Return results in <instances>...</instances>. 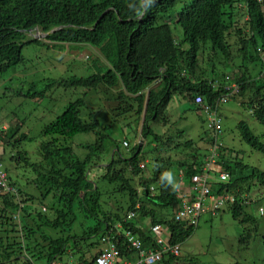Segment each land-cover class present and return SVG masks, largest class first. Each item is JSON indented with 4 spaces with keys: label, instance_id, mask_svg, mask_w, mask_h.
I'll return each mask as SVG.
<instances>
[{
    "label": "trees",
    "instance_id": "1",
    "mask_svg": "<svg viewBox=\"0 0 264 264\" xmlns=\"http://www.w3.org/2000/svg\"><path fill=\"white\" fill-rule=\"evenodd\" d=\"M243 2L248 5L246 11L238 7ZM258 11L250 0H0V85L8 78L13 83L18 75L27 77L46 69L48 62L54 67L60 61L64 64L58 53L67 49L70 55L76 54L69 50L80 52L83 45L96 51H91L90 63L71 66L70 75L60 80L35 75L28 84L16 77L22 83L15 89L25 99L22 108L29 105L30 111L33 102H40L49 106L48 111L63 112L44 125L40 136L25 134L27 118L15 113L8 131L0 135L10 147L8 162L27 174L26 184L34 190L19 183L17 194L0 199V264H43L68 250L74 257H84L100 240L115 234L117 224L149 241L140 230L146 231L147 218L152 225L159 223L170 230L172 244L185 243L198 228L172 218L177 199L174 186L167 181V169L176 161L163 156L168 144L154 125L169 121L170 114L162 112L169 111L174 94L186 99L177 112L181 119L187 110L200 111L194 105L197 95L210 104L214 83L227 76L243 83L244 105L255 109L252 121L261 130L252 127L247 140L249 125L239 124L248 151L232 150L223 163L231 179L213 185L211 191L213 195L235 194L236 202L229 206L232 217L241 224L251 222L255 230L251 212L256 213V206L249 207L241 197L254 196L258 185L262 190L255 194L261 202L264 199V171L247 162L256 152L264 159L260 137L264 139V20ZM35 28L46 36L36 38ZM28 46L37 48L32 58L47 55L44 66L28 67L24 54ZM158 76L160 86L150 92L146 109L141 136L147 145L144 150L136 140L146 97L129 94L135 95ZM54 86L71 91L76 99L51 106ZM118 124L128 126L133 144L127 135L126 147L123 140L115 139ZM79 134H93L95 141L75 147L72 141ZM185 146L198 159L210 145ZM142 160H148L144 168ZM5 162L4 156L2 168L9 173ZM177 163V171L189 166L188 161ZM191 167L185 171L188 176L194 174ZM151 188L157 191L155 196ZM129 212L135 213L133 220H128ZM93 237L100 240L91 242ZM20 255L25 259H19ZM185 263L205 264L192 255ZM161 264H181V259L168 253ZM213 264L222 263L215 260Z\"/></svg>",
    "mask_w": 264,
    "mask_h": 264
},
{
    "label": "clouds",
    "instance_id": "2",
    "mask_svg": "<svg viewBox=\"0 0 264 264\" xmlns=\"http://www.w3.org/2000/svg\"><path fill=\"white\" fill-rule=\"evenodd\" d=\"M248 1V0H245ZM254 4H256V9H258V13L262 16L264 20V0H250ZM151 2V0H150ZM241 5H238L239 8L246 11V8L248 9V5L246 2L240 3ZM144 7V5H143ZM145 12V11H144ZM144 12L140 14V18L143 16ZM32 33L35 35L36 38H44L46 34H42L40 32L39 28H35ZM84 49L83 51H80L79 53L83 56L85 60H82L83 64H86V62H89L93 60L91 57L92 55H88L87 53V47L86 45H83ZM91 48V47H90ZM91 51L95 52L94 49L91 48ZM90 57V58H89ZM76 59V58H74ZM69 61V60H68ZM66 62L67 64H70L71 62ZM65 63V62H64ZM74 65H72V68ZM54 68V67H52ZM160 76V75H159ZM157 77L155 80L151 81L145 88H142L140 91L134 94H129L132 97H138L141 95H145V106L144 111L138 121V135H137V143L140 144L141 147L145 146L143 149L145 150L147 145L146 141L142 136L143 134V127L146 125V109L147 104L149 102L150 92L152 90H155L160 86L161 83V77ZM10 79V78H8ZM7 80V79H6ZM5 80V81H6ZM250 82V79L248 77L247 82ZM123 82L121 81L122 85ZM241 85L243 83H237L236 81L232 80L227 76L226 79H223L221 81H216L214 83L213 88V99L212 102L209 104L207 103L206 99L202 95H197L194 101V105H198L200 107V111L197 113H194L196 117L200 119V126L201 131L198 134L197 137H192L190 133H188V139L182 140L183 137L180 138L179 134L177 137L174 136V134L171 132V129H168L166 124L161 123L158 127H155V131L158 136H160L162 139H164L168 146L165 143V147L162 149V154L165 158H168V156L171 158V160L176 161L172 164L179 165L177 162L180 160V162L188 161L189 166L180 168L182 170L177 171V182L174 184L172 183V175H171V169L168 170L167 174V181H169L175 188V198L177 199V203L172 210V218L181 224H184L187 227H195L199 228V225L201 223V219L204 215H212L216 216L221 210H223L226 207H229L231 204L236 202V196L235 194L225 191L222 194L219 195H213L211 191V187L218 183H225L228 182L231 179V174L224 170L223 163L225 158H227L231 153L232 149L230 147V144L236 141V138L238 137L239 140H244L242 137V132L239 130L236 137L231 138V140L223 139V134L225 133L224 128V122L225 117H223L220 114V108L223 105H226L230 103L233 100L239 99L241 101V110H244L247 112V116L252 119L253 114L255 112L254 108H250L248 106H245L247 101L246 95H241L242 88ZM126 87H124L125 90ZM88 91V90H87ZM176 100H173L172 108L174 109L175 106L178 108H181L182 103H186V99H183L181 96H178V94H174V97ZM171 102V103H172ZM203 108V114H201V109ZM192 112V110H190ZM166 113V112H162ZM173 114L177 115V112ZM193 113V112H192ZM169 122V121H168ZM246 122L248 125L249 123L247 121H241ZM239 123V124H240ZM237 125V128L239 126ZM153 126V123H152ZM10 125H3L0 126V135L4 134L8 131ZM128 127V126H127ZM125 124H118L114 128V137L117 132L120 130L124 133L128 130ZM205 127L207 129H205ZM253 126L249 125V131L247 130L246 139L249 140L251 137V131H253ZM157 128V129H156ZM166 130V131H164ZM254 132V131H253ZM29 134V132L27 133ZM202 137L208 139L210 143L204 144L202 141ZM241 137V138H240ZM255 137V135H254ZM178 141L179 144L176 142ZM7 139L0 138V150L3 151V154L0 153V163L3 165L2 160L3 157L6 155V153L10 150V147L7 144ZM130 142L127 139H123V146L126 147ZM195 144L197 145H204L209 146L208 152L201 155L200 158L195 159L191 156V151L186 148L185 145L187 144ZM153 147L157 146V143L152 144ZM175 147V148H174ZM253 148V147H252ZM9 149V150H8ZM205 155V156H204ZM148 164V160H142L141 161V168H144ZM192 166V167H191ZM191 167L194 174L189 175L187 174V171ZM5 171V170H4ZM7 174V185L9 190L5 191L0 195V199L2 197L4 198L8 194H17L19 189V183L17 181H13L9 173L5 171ZM197 177L199 179L198 182H195L194 178ZM204 184L206 183L210 189V199L213 200L214 203H219L220 201H224L223 206H221L218 209H210L212 208V205H210L206 200L204 202V205H202V210L199 212V214L196 216V223H192L188 219H177V216L179 212L183 209L182 205L184 204L183 201L186 199L188 200L190 204L193 205L195 202V198L198 195V190L196 187L198 184ZM155 188V187H154ZM141 191L143 190L140 189ZM139 190V193L141 191ZM151 190L154 192V196L157 194V191L155 189L151 188ZM186 196V197H185ZM245 204H247L249 207H253V204L256 206V212H259L261 216H264V205H262V202L260 199L258 200L257 196H249L248 194H245L241 197ZM257 200V201H255ZM139 206H141V202H138ZM191 205V206H192ZM137 206V207H139ZM204 208V210H203ZM46 210V208H43ZM160 209V207H158ZM135 217V213L129 212L127 218L128 220H133ZM20 226L21 224L18 223ZM144 224H146L148 227L146 228V231H144V228L141 227L140 224V230H142L146 235H148L151 239L149 241H145L139 233H136L132 230L124 229L122 224H117L115 234L111 236L105 237L103 240L94 239V237L91 239V242H97L100 240V244H97L92 248V251L86 255L74 257L72 256V252L68 250V252H60L53 255L48 261H43V264H93L97 258H99L102 254L105 252H110L112 247H115L119 254L114 259L113 264H139L146 263L147 258L151 257L152 255H159V259L156 260L152 264H161L164 260L165 256L170 253L171 255L180 258L181 256V244H172V233L170 230L162 224H154L152 225L151 220L149 218L144 220ZM154 226H160L163 229V237L165 242L159 244L157 242V237L153 233L152 228ZM54 235V234H53ZM190 238V237H189ZM188 238V239H189ZM186 239V240H188ZM121 245V247L119 246ZM123 248V249H121ZM177 250V252H176ZM19 259H25V257L22 255L19 256Z\"/></svg>",
    "mask_w": 264,
    "mask_h": 264
},
{
    "label": "rangeland",
    "instance_id": "3",
    "mask_svg": "<svg viewBox=\"0 0 264 264\" xmlns=\"http://www.w3.org/2000/svg\"><path fill=\"white\" fill-rule=\"evenodd\" d=\"M36 49L37 48L34 46H28L24 49V54L26 55L27 60L26 64H28V67H34V69L37 65L44 66L46 61L49 59L45 53L36 54L37 58H32L31 56L36 52ZM80 51H83V49ZM69 52L76 55L68 54V49L62 53H58L59 56H62V59L65 62L64 64L60 61V63L54 67V65L48 62L46 69L42 68L39 71L37 70L35 74H29V76L25 74L27 77H21L19 75L16 77L23 78L22 80L27 81L28 84L35 79V75L40 78L45 77L43 79L50 78L55 80H60L63 77H67V74L70 75L69 71L72 65H82V60L86 59L85 57V59L83 58L76 48L69 50ZM87 53L88 55H92L91 51L89 50H87ZM67 61L71 62L68 66L66 65ZM16 77L13 78V83L10 82V79H7L0 85V126L9 125L11 118L15 113H17L21 117L27 118L25 121L24 133L27 134L29 132V134L32 136H40L44 125L48 122L54 121L57 115H60L63 110L61 109L57 113H54L52 110L48 111L49 106H44L45 103L43 104L40 102H33L30 111L28 110L29 105L25 107L23 106L22 108L21 105L25 99L18 97V92L15 90L17 87H21L22 83H20ZM56 86H54V88L57 90L50 100L51 106H64L76 99V95L71 91H65L64 89ZM11 88L14 90L12 91ZM83 91L87 92V90ZM174 100H176V98H174ZM173 102L170 105L169 111L166 112V114H170H167L169 116V122H165L167 125L166 127L171 129V132L175 137H177V135L183 131L184 136L182 140L188 139V133H190L192 137H197L201 131L200 119L189 110L185 112L183 118L180 119L179 115H175L174 118L172 112H179V107L177 108L175 106L173 109ZM240 103L241 101L237 99L226 105H223L220 108V114L225 117V133L223 134V139L231 140L232 136L236 137L237 133L239 132L237 125L241 121H247L250 126L261 130L256 121H252V119L247 116V112L241 110ZM184 105L185 103H182L181 108L184 107ZM205 129L207 128L205 127ZM125 135L128 136L129 141L131 144H133L134 136L131 131L128 130L125 133L121 130L117 132L115 139L117 141H122L125 139ZM260 137L261 140L264 141L261 134ZM94 141L95 136L93 134H79L74 137L72 142L76 147L77 145L87 143L90 144ZM176 143L179 144L178 141ZM230 147L234 151H240L242 149H247L248 151V146L246 143L242 140H239L238 137L236 138L235 142L230 144ZM78 149L83 152V148L79 147ZM78 149L77 151L80 152ZM123 152L126 153L125 150H123ZM0 153L3 154V151L0 150ZM258 154H260L261 157H258ZM5 157L7 161L5 162V167L9 169L10 178L13 181L20 183L22 187L26 188L28 191H34L32 185L26 184L25 179L27 174H25L21 168L16 167L15 164H10L8 162L7 154ZM247 162L250 166H255L264 171V159L262 158L261 153H254L253 156H251V159H249ZM171 175L172 183L175 184L178 180L176 164H174L171 169ZM259 189L260 188L258 185H256L252 194L256 196L255 192H257V190L259 191ZM260 190H262V188ZM259 199H261V197L258 198V200ZM262 205H264V199ZM251 213H253L257 226L255 230L251 226V222L241 224L238 220H235L232 217L229 207L221 210L216 216H212L210 214L204 215L196 232H194V234L181 245V264H186L185 259L188 258L189 255L200 259V261L205 262V264H213L215 260L222 264L232 262H243L244 264H264V216H261L259 212ZM253 225H255V223ZM243 234H246V236L242 239ZM249 234L250 237H248ZM94 239L97 240L98 238L95 237ZM210 240L211 242H209Z\"/></svg>",
    "mask_w": 264,
    "mask_h": 264
},
{
    "label": "built area",
    "instance_id": "4",
    "mask_svg": "<svg viewBox=\"0 0 264 264\" xmlns=\"http://www.w3.org/2000/svg\"><path fill=\"white\" fill-rule=\"evenodd\" d=\"M195 182H198L199 179L197 177L194 178ZM7 174L5 173L4 169L2 168V164L0 163V195L4 193L5 191L9 190L10 187L7 185ZM198 190V195L195 198V202L192 204L189 203V201L184 199L183 205H182V210L179 212L177 219H188L190 218V221L192 223H196V216L199 214V212L202 210V205H204V202L208 200L207 202L212 205V208L210 209H218L221 206H223V200L220 201L219 203H214L212 199H210V189L206 183L201 184L199 183L198 186L196 187ZM186 197V196H185ZM192 205V206H191ZM204 210V208H203ZM153 233L157 237V242L159 244L164 243V237H163V229L160 226H154L152 228ZM177 252V250H176ZM119 251L115 248L112 247L110 252H105L102 254L99 258L96 259V261L93 264H113L114 259L116 256H118ZM159 259V255H152L151 257L147 258L146 263H141V264H152L156 260ZM139 264V262L137 263Z\"/></svg>",
    "mask_w": 264,
    "mask_h": 264
}]
</instances>
